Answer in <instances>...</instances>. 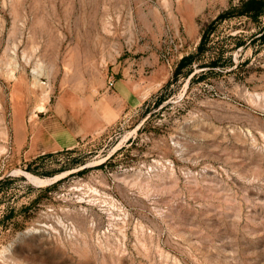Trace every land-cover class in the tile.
<instances>
[{
  "label": "rangeland",
  "instance_id": "rangeland-1",
  "mask_svg": "<svg viewBox=\"0 0 264 264\" xmlns=\"http://www.w3.org/2000/svg\"><path fill=\"white\" fill-rule=\"evenodd\" d=\"M239 2L0 0V264H264L255 26L220 22L208 52L229 64L174 76ZM119 70L142 100L126 114L107 96ZM57 114L78 139L54 152Z\"/></svg>",
  "mask_w": 264,
  "mask_h": 264
},
{
  "label": "trees",
  "instance_id": "trees-1",
  "mask_svg": "<svg viewBox=\"0 0 264 264\" xmlns=\"http://www.w3.org/2000/svg\"><path fill=\"white\" fill-rule=\"evenodd\" d=\"M245 18L247 23H251L255 26L256 33L251 34L250 41L248 44L254 41H261L264 44V26L261 25L260 19L264 17V0H240L237 6H231L225 11L218 14L212 21L206 24L200 31L199 43L196 46L195 52L188 54L180 59L175 70L174 76H177L181 73L183 67H187V70L183 72V76H188L192 71L191 65L197 63V66L207 68L206 70H201L198 74H194L190 79V84L194 81V77L205 78V76L214 71L215 67H224L228 65V58H225L224 49L220 47L216 52H208L209 47L208 43L210 42V36L215 32L217 24L224 21L225 19L230 18ZM230 40H234L235 47L246 46L243 44L242 32H239L234 35L228 36ZM247 44V45H248ZM187 84V81H186ZM28 180L31 179L26 177ZM14 179L11 177H4L0 179V186L4 183H11ZM33 180V179H32ZM60 180L55 181L51 184V188L55 187ZM45 191L48 188L41 189ZM11 212L6 214L4 217L7 219L10 217ZM3 220V219H2Z\"/></svg>",
  "mask_w": 264,
  "mask_h": 264
},
{
  "label": "crops",
  "instance_id": "crops-1",
  "mask_svg": "<svg viewBox=\"0 0 264 264\" xmlns=\"http://www.w3.org/2000/svg\"><path fill=\"white\" fill-rule=\"evenodd\" d=\"M154 64L155 60L153 59V65ZM137 71L138 70L135 69L133 70V73H137ZM107 96L111 97L112 99L114 98L116 102L121 106L118 107L117 110H114L119 114H126L127 112L130 113L132 110H135V108L139 107L142 103L140 95L132 89L131 82L129 80H125L121 72L120 75L115 78L114 89L110 94L107 93ZM51 116L55 119V121H57L56 123H54L55 130L50 132L52 135L56 136L57 145L55 146L54 150L50 151L55 152L74 147V145L77 143L78 134L71 130L70 124L71 122L74 123L75 119L77 120V115L57 114ZM58 125L60 126V128H57ZM74 127L77 126L75 125Z\"/></svg>",
  "mask_w": 264,
  "mask_h": 264
},
{
  "label": "built area",
  "instance_id": "built-area-1",
  "mask_svg": "<svg viewBox=\"0 0 264 264\" xmlns=\"http://www.w3.org/2000/svg\"><path fill=\"white\" fill-rule=\"evenodd\" d=\"M111 86H113V82L112 81H109L108 82V88H110Z\"/></svg>",
  "mask_w": 264,
  "mask_h": 264
},
{
  "label": "bare ground",
  "instance_id": "bare-ground-1",
  "mask_svg": "<svg viewBox=\"0 0 264 264\" xmlns=\"http://www.w3.org/2000/svg\"><path fill=\"white\" fill-rule=\"evenodd\" d=\"M162 75V74H161ZM160 75V76H161ZM154 77V76H153ZM157 77H159V76H157ZM155 79V78H154ZM163 79V78H162ZM153 80V79H152ZM149 81V80H148ZM158 88V87H157ZM157 88H155V89H157ZM151 91V90H150ZM153 91V90H152ZM143 97V96H142ZM102 102V101H101ZM102 106H103V104H102ZM105 107V106H104ZM40 108V107H39ZM38 110V109H37ZM114 118V117H113Z\"/></svg>",
  "mask_w": 264,
  "mask_h": 264
}]
</instances>
